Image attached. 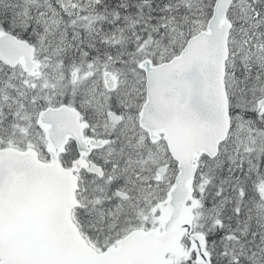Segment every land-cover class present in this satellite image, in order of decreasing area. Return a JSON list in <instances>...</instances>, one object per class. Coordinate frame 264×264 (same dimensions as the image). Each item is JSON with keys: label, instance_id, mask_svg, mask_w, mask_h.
<instances>
[{"label": "snow or ice", "instance_id": "snow-or-ice-1", "mask_svg": "<svg viewBox=\"0 0 264 264\" xmlns=\"http://www.w3.org/2000/svg\"><path fill=\"white\" fill-rule=\"evenodd\" d=\"M0 264H264V0H0Z\"/></svg>", "mask_w": 264, "mask_h": 264}]
</instances>
